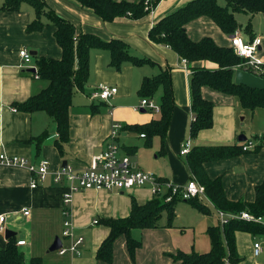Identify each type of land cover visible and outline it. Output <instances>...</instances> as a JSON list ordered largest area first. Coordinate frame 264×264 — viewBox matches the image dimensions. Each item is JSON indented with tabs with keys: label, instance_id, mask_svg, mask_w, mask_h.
<instances>
[{
	"label": "crops",
	"instance_id": "crops-1",
	"mask_svg": "<svg viewBox=\"0 0 264 264\" xmlns=\"http://www.w3.org/2000/svg\"><path fill=\"white\" fill-rule=\"evenodd\" d=\"M115 1L137 3L140 0ZM190 1L160 0L148 15L139 20L122 17L112 22H103L92 12L69 0H45L47 10L51 9L71 22L77 33L94 34L105 41L123 40L130 55L155 63L141 66L125 63L119 70H115L109 65L110 54L107 50L92 49L89 53L88 80L82 91H75L69 109V141L64 145L61 155L55 146L58 137L53 119L43 111L25 113L15 106L47 86V82L34 77L31 69L37 68L40 58H61L62 51L54 36L56 28L46 16H41L42 29L28 32L27 26L37 18L34 8L28 3H22L17 11L5 12L1 11L4 0H0V154L22 157L29 165L41 161L49 165V174L34 189L30 187V182L35 175L27 168L0 165V215L8 217L7 230L15 233L17 243L24 241V245H18L24 254V264H30L33 258H40L41 264H45L42 257L46 264H179L174 257L178 252L206 253L210 250L207 229L219 225L217 216L207 220L208 244L203 241L195 246V243L191 245L186 239L182 243L180 238L185 231L178 232V226L173 223L171 227H165V221L160 222L157 228L132 230L131 236L133 231L139 230L140 242L133 259L129 256L125 236H120L113 243L110 263L96 259L98 247L109 234V228L102 221L128 217L132 201L143 205L153 198L151 192L146 187L125 192L82 190L74 193L70 204L65 206L63 195L66 186L55 183L54 173L62 167L64 161L75 170L85 167L93 156L103 150L104 142L115 124L120 125L116 142L121 155L129 156L137 169L153 173L162 181L179 186H185L190 179H195L186 155L181 154L187 140L190 141V150L196 146H232L252 142L253 147L246 152L233 158L206 162L203 169L210 179H221L228 200L249 203L255 200V188L264 181V127L261 125L264 109L258 108L251 112L250 124L247 126L252 137L240 142L238 137L243 132L237 119L242 114L246 115L247 110L241 108L235 97L203 87L202 97L213 103V126L200 131L195 139H191L190 124L194 116L189 93L191 68L211 70L216 69V65L209 62H187L184 66L183 59L170 47L149 39V31L156 21ZM255 15L260 17L261 23L264 21L262 14H247L249 17L246 24L235 33L245 41L254 38L261 40L256 59L261 61L259 69L264 71V34L260 24H254ZM248 23L251 24L250 34L244 31ZM185 30L193 41L211 37L216 45L230 47L231 36L225 35L208 17L187 23ZM22 50L31 55L30 63H23L19 55ZM166 70L171 76L174 108L162 148L160 137L154 136L148 142V137H142L144 133L135 128L159 118V112L153 115L147 109L137 110L143 99L139 97L138 91L145 78ZM100 86L115 87L117 92L107 101L92 98V93ZM161 94L159 90L149 99L157 107L160 105ZM258 114L259 120L256 121ZM255 123L257 127L252 126ZM255 147L259 149L254 151ZM143 150L146 152L142 158L139 153ZM146 154L154 156V159L148 160ZM24 210L28 211L27 216L23 215ZM63 210L69 212L76 235L83 238L78 254L59 255L61 248L55 252L48 251L56 237L60 238L61 247L68 246V242L64 244L61 238L65 219L62 216ZM194 210L198 213L196 224L210 214ZM21 231L24 235L20 237ZM4 233L0 232V249L5 248L7 243ZM255 243L260 244L257 255L254 254ZM235 245L240 258L237 264H264V236L252 237L248 233L236 232ZM35 252L39 255L35 256Z\"/></svg>",
	"mask_w": 264,
	"mask_h": 264
},
{
	"label": "trees",
	"instance_id": "trees-1",
	"mask_svg": "<svg viewBox=\"0 0 264 264\" xmlns=\"http://www.w3.org/2000/svg\"><path fill=\"white\" fill-rule=\"evenodd\" d=\"M81 8L92 12L103 22H112L117 18L126 17L139 20L151 11L146 9L145 0L137 3L115 0H69ZM192 0L185 6L156 21L149 31V39L170 47L180 58L189 63L209 62L216 69L202 67L191 68L189 93L191 110L194 114L190 124V137L195 139L200 131L213 126V103L202 97V88L209 87L214 91L235 97L241 108L250 112L258 108L264 109V91L249 89L234 84V72L242 69L264 78V71L243 66V60L237 57L231 47L216 45L211 37H203L199 41L191 40L185 30L187 23L200 17H208L227 36H232L240 28L235 18L236 13L264 16V0ZM160 0H152L153 9ZM22 3L30 4L37 18L28 26L27 31L42 29L41 16L55 26V40L62 51L60 59L40 58L37 61V75L47 82L41 92L31 96L23 103L15 104L17 109L25 113L45 112L56 123L57 140L55 146L63 155V147L69 141V109L75 91H82L89 76V53L92 49L107 50L110 54L109 65L119 70L125 63L141 66L154 64L149 59L137 58L129 54L127 44L120 39L105 41L94 34L77 33L74 25L58 16L53 10H47L45 0H4L1 11H17ZM244 31L251 33L248 23ZM162 91L159 118L151 120L147 125L136 127L135 130L144 133L148 142L158 136L164 147V140L169 128L174 108L173 89L170 73L163 71L156 76L145 78L138 95L151 99ZM95 108V107H93ZM39 139V138H38ZM261 145H259L260 147ZM244 145L232 146H196L187 154L189 169L195 179L205 188V194L216 210L225 213L246 211L254 217L264 220V181L255 188V200L252 203L243 200L230 201L226 198L220 178L210 179L203 164L211 161L233 158L246 152ZM258 147L254 148L257 151ZM178 201L190 203L199 213L207 214L209 208L198 199L181 200L172 197L165 202L163 198L153 197L143 205L132 201L130 215L123 219L103 220L102 224L109 228L108 236L101 242L96 251V259L110 263L113 256V243L125 236L129 256L134 258L140 242L131 236L134 229L157 228L163 216L165 227H171L175 219L174 207ZM244 232L252 237L264 236V224L245 220H230L223 227L211 226L207 229L211 248L206 253L178 252L174 257L179 264H237L240 261L235 245V233ZM0 264H24V254L17 245L15 237L7 240L6 246L0 249ZM30 264H41L40 258H33Z\"/></svg>",
	"mask_w": 264,
	"mask_h": 264
},
{
	"label": "built area",
	"instance_id": "built-area-1",
	"mask_svg": "<svg viewBox=\"0 0 264 264\" xmlns=\"http://www.w3.org/2000/svg\"><path fill=\"white\" fill-rule=\"evenodd\" d=\"M146 9L153 10L152 0H145ZM261 40L254 38L252 41H245L241 35L235 33L230 37V47L233 53L243 60V65L258 70L262 65L260 60L256 59V54L260 47ZM23 63L28 64L31 61V55L22 50L19 52ZM183 65L187 63L185 59L182 60ZM34 68V77L39 78L37 75V68ZM117 92L115 87L100 86L98 90L92 93V98L101 101H107L113 97ZM138 109H147L154 112H159L157 107L151 100L143 98L140 100ZM120 125H113L112 131L106 141L104 142L103 150L93 156L89 163L80 170H75L66 165L60 167L54 173V181L57 184H64L66 191L63 195V204L66 206L70 204L71 197L74 193L82 190H102L107 192H125L134 188H148L152 197L163 198L165 202L171 201L172 197L176 196L181 200L198 199L200 202L210 204L206 197L205 188L199 184L196 179H190L185 186H178L169 182L162 181L156 175L137 169L129 156L121 155L119 146L117 145V132ZM142 137L144 135H141ZM253 147L252 142L244 145L243 150H248ZM190 151V141L187 140L183 145L181 154L186 155ZM0 165L3 166H17L25 167L28 171L35 175L30 182L31 188H36L39 182H43L49 174V165L46 161H41L36 165H29L26 159L17 156H8L0 154ZM216 210V209H215ZM23 215L27 216L28 211L24 210ZM62 216L65 218L62 223L61 238L68 241V246H62L58 251L59 255L64 254H78L79 247L83 243V238L77 236L71 220L70 214L67 210L62 211ZM216 216L219 226L223 227L230 220H245L249 222H256L264 224V220L260 217H254L246 211L235 213H225L216 210ZM96 224V222H94ZM8 217L0 215V232L3 233L7 230ZM17 245H24V241H19ZM260 252V244H254V254Z\"/></svg>",
	"mask_w": 264,
	"mask_h": 264
},
{
	"label": "rangeland",
	"instance_id": "rangeland-1",
	"mask_svg": "<svg viewBox=\"0 0 264 264\" xmlns=\"http://www.w3.org/2000/svg\"><path fill=\"white\" fill-rule=\"evenodd\" d=\"M218 2H219L220 5H224L225 4V2L223 0H218ZM248 17L249 16H247L246 13H236L235 14V18H236L237 21H239L238 23L240 24V27H242L244 25V23L246 24L245 21L247 20ZM259 20H260V17L258 15H255L254 16V24L255 23L260 24V27L262 28V33L264 34V21H262V23H261ZM75 98L78 99L79 98L78 95H76ZM82 98H84V97H81V99ZM74 105H75V102H74ZM236 108H237V105H236ZM245 113H246V115L245 114L240 115V117L237 119V122H238V124L241 125L240 129L243 132L242 135L245 136L246 139L248 140V139H250L252 137L250 132H249V128L247 126L248 124H250L249 121L251 120V118H250L251 112L247 110V111H245ZM151 114L156 115L157 113L151 111ZM245 116H246V118H244ZM256 116H257L256 117L257 119L255 118V120L257 121V120H259L258 119L259 114L256 115ZM257 123L253 124L252 126L253 127H257ZM261 125L264 127V120L261 121ZM145 152L146 151L143 150V151H141L139 153L142 158H143V154ZM146 157L150 161L152 159H154V156L152 157V156L147 155V154H146ZM208 208H209L210 214H207L205 217H203L204 221L196 224L195 218H196L198 213L194 210V208H192L190 203L185 202V201H178L175 204V207H174L175 219L173 221V225L178 226V229H177L178 232L185 231V233H183L182 237L180 238V241L182 243H184L183 241L186 239V241L189 242V244H191V245H193L195 243V246H198L197 244L200 243V242H203V241L208 244L209 241H208L207 236H206L207 220H210L211 218L213 220L214 217H216L215 208L213 206H211L210 204L208 205ZM208 215H210V217H208ZM165 221H166V218H165V216H163L162 219H161V223H165ZM188 226H193V227H188ZM23 235H24V232L21 231L19 233V236L21 237ZM132 236L138 240L139 230L138 231H133ZM62 241H63L64 244H66L68 242L64 238L62 239ZM34 255L36 256V255H39V254H37V252H35ZM42 259H43L44 263L46 264L44 257H42Z\"/></svg>",
	"mask_w": 264,
	"mask_h": 264
},
{
	"label": "water",
	"instance_id": "water-1",
	"mask_svg": "<svg viewBox=\"0 0 264 264\" xmlns=\"http://www.w3.org/2000/svg\"><path fill=\"white\" fill-rule=\"evenodd\" d=\"M31 71L34 73V68L31 69ZM234 84L247 87L249 89L253 90H259L264 91V78H261L259 76H256L250 72H247L242 69H237L234 72ZM246 138L243 135H240L238 137V140L244 141ZM66 161L63 162L62 167L66 166ZM15 236V233L11 230H6L4 233V238L8 240L9 238H12ZM61 248V240L60 238L56 237L49 247V252H55L58 249Z\"/></svg>",
	"mask_w": 264,
	"mask_h": 264
}]
</instances>
